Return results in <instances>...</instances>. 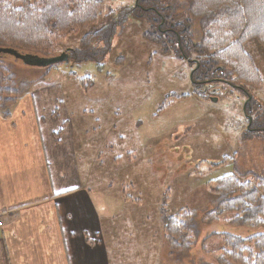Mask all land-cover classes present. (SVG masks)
Segmentation results:
<instances>
[{
	"label": "rangeland",
	"instance_id": "1",
	"mask_svg": "<svg viewBox=\"0 0 264 264\" xmlns=\"http://www.w3.org/2000/svg\"><path fill=\"white\" fill-rule=\"evenodd\" d=\"M136 3L107 0L95 23L60 35L55 48L70 54L68 63L47 69L2 54L0 65L13 74L18 92L11 108L27 109L30 98L26 96L41 99L44 94H58L61 107L73 112L75 133L85 131L87 143L97 138L98 130L105 133L109 124L115 127L96 151L100 159L80 166L79 172L89 175L94 190L104 199L105 229L130 224L141 235L145 227L157 234L163 216L180 209L196 212L199 220L214 200L217 177L233 172L264 176V49L256 42L246 45L263 79L259 86H248L252 110L246 113L245 96L237 88L225 85L221 94H212L216 101L194 94L191 64L173 48L163 52L145 37L151 30L146 16L117 13L108 21L110 10ZM97 30L103 33L100 38L82 43L87 33ZM9 75H0V84L10 83ZM252 117L255 129L262 126L255 133L247 129ZM230 215L211 223L197 222L194 256H177L165 242V264H193L195 260L199 264L202 248L208 252L221 248L219 232L249 236L264 230L225 222ZM142 240L138 238L137 244ZM108 245L111 264H135L134 249L149 250L148 246L123 247L133 249L132 254L119 255L124 260L119 262L114 259L118 256L115 247ZM159 262L158 255L150 264Z\"/></svg>",
	"mask_w": 264,
	"mask_h": 264
},
{
	"label": "trees",
	"instance_id": "2",
	"mask_svg": "<svg viewBox=\"0 0 264 264\" xmlns=\"http://www.w3.org/2000/svg\"><path fill=\"white\" fill-rule=\"evenodd\" d=\"M106 1L0 0V47L45 58L60 55L62 51L55 48L60 35L95 23ZM136 2L133 6H121L117 11L110 10L107 13L108 21H112L117 13L134 12L146 16L151 30L146 31L145 37L163 52L171 48L179 52L192 66L193 85L199 81L216 83L219 78L246 91L248 86L262 84L260 71L246 45L256 42L264 49V0ZM161 17L164 19L161 29L165 28V34L158 28L162 23ZM107 27L110 29L111 25ZM102 34L101 30L90 31L82 43L87 45ZM72 52L75 54V51ZM67 55L70 58V54ZM61 63L46 67L54 68ZM6 72H9L8 81L11 82L0 84V111L4 112L18 99L13 74L9 68L0 65V75ZM193 93L201 97L206 94L204 91L198 93L195 87ZM242 95L245 96L243 92ZM250 107L252 110V103ZM252 120L250 128L255 118L252 117ZM258 127L262 128L260 124ZM253 131L255 133L259 130ZM214 185V200L210 208L199 217L202 224L211 223L231 213L225 222L264 229L263 175L233 172L217 177ZM199 220L196 212L185 209L163 216L165 242L171 252L177 256H194L197 253ZM218 235L221 237V248L212 252L202 248L199 264H264V230L249 236L232 232H219ZM214 252L217 253L216 257L212 255ZM193 264H197V261H193Z\"/></svg>",
	"mask_w": 264,
	"mask_h": 264
},
{
	"label": "crops",
	"instance_id": "3",
	"mask_svg": "<svg viewBox=\"0 0 264 264\" xmlns=\"http://www.w3.org/2000/svg\"><path fill=\"white\" fill-rule=\"evenodd\" d=\"M57 96H26L27 109L0 111V264H111L108 242L122 262L119 255L133 250L123 247L137 246L138 238L149 250L134 249L135 264H150L158 255L165 264L164 225L157 243L158 233L147 227L141 235L130 224L119 228L121 234L116 225L105 229L104 199L79 172L100 159L96 151L115 127L94 131L97 138L87 143Z\"/></svg>",
	"mask_w": 264,
	"mask_h": 264
},
{
	"label": "water",
	"instance_id": "4",
	"mask_svg": "<svg viewBox=\"0 0 264 264\" xmlns=\"http://www.w3.org/2000/svg\"><path fill=\"white\" fill-rule=\"evenodd\" d=\"M0 53H4V54H11L16 58H20L24 61L25 64L27 65H31V66H49L50 64L53 63H68L69 61V57L67 54H65V56H63V54L57 55L54 57H40L37 55H30V54H21L18 53L16 50L14 49H10V48H4V47H0ZM198 63L196 62V66L198 67ZM191 76V75H190ZM211 94H221L222 91L221 90H217V89H213L210 91ZM213 101H216V97L211 98ZM250 99V96H248L247 100L248 101Z\"/></svg>",
	"mask_w": 264,
	"mask_h": 264
},
{
	"label": "flooded vegetation",
	"instance_id": "5",
	"mask_svg": "<svg viewBox=\"0 0 264 264\" xmlns=\"http://www.w3.org/2000/svg\"><path fill=\"white\" fill-rule=\"evenodd\" d=\"M161 19H162V23H160L158 25V28H159V30L162 33L165 34V31H166L165 28L161 29V26L163 25L164 19H163V17H161ZM59 54H63V56H65V53H59ZM219 81H223V82L221 84H218ZM215 82L216 83H213V82H208L207 83V81H199V83L195 84V87H196L195 89H196V91L198 93L204 91L206 93L205 94V97L207 96L208 98L211 99V98L214 97V95H212L210 93V91L213 90V89H217L218 91L219 90L223 91V88H224L225 85H227L228 87L237 88V89H239L241 92H243L245 94V99H244V102H243L244 103L243 110L244 111L246 110V113L251 110V107H250L251 97H250V99L248 101H245V100H247L249 94L246 91H244L243 88L238 87V86H235V85L231 84L230 82H227V81H224V80H220L219 78H217V81H215ZM248 102H249V105L246 106V104ZM246 116H248V114H246ZM252 121H253L252 118H249V120L247 121V123L249 124V126L251 125ZM247 129L255 130V128H253V127L252 128L247 127ZM256 129L257 130H260L261 128L259 129V127H257Z\"/></svg>",
	"mask_w": 264,
	"mask_h": 264
},
{
	"label": "built area",
	"instance_id": "6",
	"mask_svg": "<svg viewBox=\"0 0 264 264\" xmlns=\"http://www.w3.org/2000/svg\"><path fill=\"white\" fill-rule=\"evenodd\" d=\"M3 225V222H2V220L0 219V227Z\"/></svg>",
	"mask_w": 264,
	"mask_h": 264
}]
</instances>
